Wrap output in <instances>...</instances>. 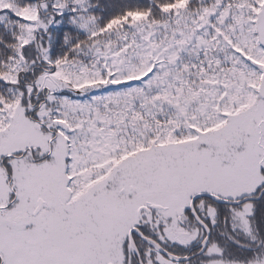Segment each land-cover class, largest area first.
Wrapping results in <instances>:
<instances>
[{"label": "snow or ice", "instance_id": "obj_1", "mask_svg": "<svg viewBox=\"0 0 264 264\" xmlns=\"http://www.w3.org/2000/svg\"><path fill=\"white\" fill-rule=\"evenodd\" d=\"M0 264H264V0H0Z\"/></svg>", "mask_w": 264, "mask_h": 264}]
</instances>
